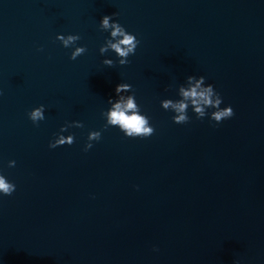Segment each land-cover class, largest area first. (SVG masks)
Instances as JSON below:
<instances>
[{"label": "water", "instance_id": "water-1", "mask_svg": "<svg viewBox=\"0 0 264 264\" xmlns=\"http://www.w3.org/2000/svg\"><path fill=\"white\" fill-rule=\"evenodd\" d=\"M113 13L139 40L126 65L98 52ZM188 75L233 116L174 123L160 101ZM120 82L150 136L106 124ZM65 122L73 143L49 148ZM0 173V264H264V0H0Z\"/></svg>", "mask_w": 264, "mask_h": 264}, {"label": "clouds", "instance_id": "clouds-1", "mask_svg": "<svg viewBox=\"0 0 264 264\" xmlns=\"http://www.w3.org/2000/svg\"><path fill=\"white\" fill-rule=\"evenodd\" d=\"M115 13L109 15L104 14L98 20V27L107 33L103 43L99 45L98 52L103 56L102 63L112 66L114 63L118 65H126L129 63L128 57L134 54L139 40L136 35L127 31L125 27L116 19H113ZM55 39L60 42L64 48L70 49L69 59H75L86 51L82 44L76 42L80 39L76 33H60L55 34ZM39 51L40 48L38 47ZM115 54L116 59L113 60L108 56H104L106 52ZM131 85L127 82H120L114 86L115 98L108 97L109 107L102 113L104 120L108 126H115L126 137H148L154 128L149 123V118L141 110L136 102L135 96L130 91ZM124 93H128L125 95ZM220 93L214 88L212 83L206 82L203 75H188L185 82L178 86V98H162L160 106L165 110H171L174 114L171 119L174 123H185L189 120L188 109L191 106L195 116L200 119L207 116L210 122L219 123L224 119L233 116V108L230 104H224ZM27 117L36 124L38 121L45 119V105L38 104L31 107L27 113ZM75 122H65L60 125L59 131L56 132L52 139L48 142L49 148H55L59 145L72 144L73 136L63 133ZM77 126L82 127L80 123ZM100 131L89 130L87 132L84 150L92 147L93 140L100 139ZM7 165L12 167L15 165L14 160H8ZM16 188V185L10 181L3 173H0V197L10 195ZM155 250V249H154ZM233 264H239L233 261Z\"/></svg>", "mask_w": 264, "mask_h": 264}]
</instances>
